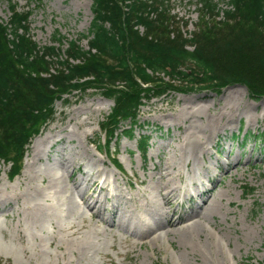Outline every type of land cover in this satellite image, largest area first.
Listing matches in <instances>:
<instances>
[{
  "label": "rangeland",
  "instance_id": "1",
  "mask_svg": "<svg viewBox=\"0 0 264 264\" xmlns=\"http://www.w3.org/2000/svg\"><path fill=\"white\" fill-rule=\"evenodd\" d=\"M14 1L19 9L30 11L29 34L40 46L52 43L55 30L68 39L78 38L92 19V0ZM214 1L226 7L227 0ZM166 4L174 19L172 29L186 35L205 18L199 13V0ZM8 16L7 2L0 0V17L7 21ZM80 44L87 48L85 39ZM111 101L92 89L64 95L54 102L53 119L26 146L18 174L12 176L10 162L0 160V264H264V97L253 99L246 87L233 84L220 93L167 92L144 102L134 131L138 135L142 129L150 137L145 156L138 152L135 139L120 134L109 147L97 150L99 136L103 138L99 125L110 112ZM87 103L92 107L76 109ZM127 125L123 122V127ZM188 133L204 142L197 157L183 146ZM34 143H40L39 158L34 156ZM114 159L120 170L113 166ZM166 161L175 165L169 185L178 186L179 192L170 205L160 199L154 168ZM98 169L107 173L98 181L106 178L124 196L108 197L106 202L98 182L90 185L83 178L87 170ZM51 177L53 187L46 183ZM76 182L77 189H88V195H100L105 215L118 207L122 216L137 213L160 223L163 211L172 218L187 216L196 206L190 194L200 187L214 190L195 197L200 202L211 192L212 211L194 233L166 227L167 233L141 241L131 233L133 222L114 227L87 212L79 216L83 208L77 211L79 206L70 203ZM36 203L39 209H32ZM77 237L87 241L72 244Z\"/></svg>",
  "mask_w": 264,
  "mask_h": 264
},
{
  "label": "trees",
  "instance_id": "2",
  "mask_svg": "<svg viewBox=\"0 0 264 264\" xmlns=\"http://www.w3.org/2000/svg\"><path fill=\"white\" fill-rule=\"evenodd\" d=\"M5 1L0 160L10 162L12 176L31 138L53 119L54 102L64 95L92 89L113 101L99 125L100 150L118 134L135 137L139 108L167 92L220 93L241 84L251 98L264 97V0H227L225 8L199 0L205 18L187 35L172 29L168 0H92L86 32L68 39L55 30L52 43L41 46L29 34L30 11ZM141 130L136 142L144 154L150 137Z\"/></svg>",
  "mask_w": 264,
  "mask_h": 264
},
{
  "label": "bare ground",
  "instance_id": "3",
  "mask_svg": "<svg viewBox=\"0 0 264 264\" xmlns=\"http://www.w3.org/2000/svg\"><path fill=\"white\" fill-rule=\"evenodd\" d=\"M92 105L93 104H91V103H87L86 106L82 105L76 109H86V108L92 107ZM94 109H96V108H94ZM85 135L87 136L86 130L83 131L84 137L83 136L82 137L84 139L86 138ZM203 145H204V142L201 141L199 137H197L196 135H192L191 133H188L185 136V139L183 141V146L186 148H190V150L192 151L191 152L192 156H195V157H197L198 152L200 150H202ZM39 146H40V143H36L34 148H33L35 158L40 157L41 150H40ZM185 159L186 158L182 157L183 161H186ZM154 168L157 169V174H159V176H158L159 182L156 184V187H158L157 191H158V194L160 196V199L163 201L164 204L170 205L172 199L176 198L179 195L178 186H170L169 185V180L171 178H173V176H174L172 170L175 168V165L169 161H166V162L159 164L158 167L156 165ZM226 172L229 173L230 168H227ZM83 174H84L83 178L85 180H87L88 182H90L91 183L90 185L95 184L98 181L101 174L107 175V173H105L102 169H100V170L98 169L94 172L87 170ZM25 175L27 176V173ZM150 176H152V175H150ZM53 177H51V179L46 180L47 186L50 185L49 187H53V184L55 185V181H53L55 177L54 178ZM24 178L26 179L27 177L24 176ZM42 179L44 181V177H42ZM194 179H195V183L199 182L198 178H194ZM55 180L57 182L60 181V180L58 181L57 177L55 178ZM77 184H78V182L74 183V187H76V191L75 190L72 191V196H70V203H71L73 208H76L79 206V209L77 211H79L81 207L83 208L81 211H79V216L80 215L84 216L85 212H87L90 217H96L98 219V221L106 223L107 225H112L114 227L115 226L124 227L128 222H133L134 227L139 226L141 228L139 231L136 230L135 233L133 234V236H135V238L137 240H141V241L144 238H150V237H153L155 239L154 234L156 235L158 232L160 233L162 231H164V232L166 231V233H167L168 230L166 229V227H172V228L175 227L177 231H180L183 233H189V234L194 233L196 228L199 227L200 225H202V221L205 218L206 214L208 212L210 213L212 211L211 210L212 209V200L210 199V196H211V192H210V196H208L207 198L202 199L200 202L196 203L195 208L187 216H179L176 218H172V217H169V214L167 213V211H163L161 214V215H163V218H164L163 223H160L155 217L154 218L145 217V216H141L137 213H134V214L128 213V214L122 216L123 212L121 211V208H118V207H115L113 209V214L105 215L103 212L105 207L103 208V206H102V200L100 198V195L99 194H97L95 196L94 195H88L87 194L88 192H86V190H88V189H86V188L77 189V186H76ZM97 184L100 185L99 191H102L104 193V196H105L104 199H106V197H111V198L116 197L117 198L119 196H124L122 193H119V191L110 187L108 182L106 181V178L101 182L98 181ZM56 188H59V187L56 186ZM56 188H52V189L54 190ZM209 190L212 191L213 189L210 188ZM34 191L36 192V190H34ZM74 191H75V193H77L76 195L79 196V203H77V201L74 198ZM199 191H198V194H199ZM39 193H38V197L40 195ZM185 194H186V192H184V195L182 197H185ZM35 195H36V193H35ZM182 200H184V199L182 198ZM70 203H69V205H70ZM31 204L32 203H30V205ZM51 205L52 204H50V206ZM39 207H40V203H36L31 208L32 209H39ZM74 211H75V209H74ZM193 216L198 217V219L188 222L189 219H192ZM158 223H160V224H158ZM70 228H72V225H70ZM22 237H24V236H22ZM215 238H217V237H215ZM85 240L86 239H84V237H77L76 239L72 240L71 243L74 245H80V244L87 241V240L86 241ZM211 240H213V239L211 238ZM218 242H221V241H219L217 239V243ZM57 246H58V248L61 247V245L59 243L57 244ZM61 249H63V247H61ZM71 252L75 253L76 252L75 248H71ZM65 253H66V249L63 251V256L65 255Z\"/></svg>",
  "mask_w": 264,
  "mask_h": 264
}]
</instances>
